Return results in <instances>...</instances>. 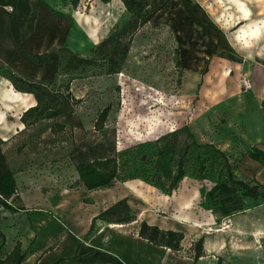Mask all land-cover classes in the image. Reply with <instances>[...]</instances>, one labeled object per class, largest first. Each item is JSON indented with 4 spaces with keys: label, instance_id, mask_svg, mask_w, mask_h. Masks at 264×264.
Masks as SVG:
<instances>
[{
    "label": "rangeland",
    "instance_id": "obj_1",
    "mask_svg": "<svg viewBox=\"0 0 264 264\" xmlns=\"http://www.w3.org/2000/svg\"><path fill=\"white\" fill-rule=\"evenodd\" d=\"M191 3L199 7L171 0L133 36L117 69L97 61L73 70L64 51L55 52L45 64L30 59L14 62L12 68L18 75L69 93V100L77 101L62 116L27 127L16 115L7 120L12 132L2 153L17 188L13 196L0 193V198L20 210L10 213L0 206L3 250L19 241L27 255L37 251L32 264L55 249L64 258L72 257V228L83 226V212L102 206L95 203L100 198L97 193L85 199L86 194L69 190L76 161L148 144L145 149L158 160V175L164 183L185 145L192 142L220 149L232 163L242 158L252 137L246 132L250 130L247 122L264 116V88L260 84L264 76L253 82L251 75H246L252 85L245 90L233 70L248 60L264 66V0ZM70 16H58L61 35L72 28V52L92 58L90 48L119 28L129 14L118 0H79ZM105 107H109L108 115L97 130L99 114ZM159 137L157 145L164 155L158 159L159 149L153 143ZM204 150L198 147L187 154V174L182 180L194 187L200 185L202 194L213 190L215 195L224 185L223 175L217 177L222 160L209 157ZM196 152L205 159L203 179L194 171ZM246 172L240 163L233 174L238 179L256 180ZM181 195L182 190H176L174 202ZM205 196L202 205L208 206L212 196ZM163 211L158 214L179 218L172 208ZM182 222L189 228L206 227L201 220ZM224 224L231 225V218L206 228L211 232L221 226L219 260L226 264H264V223L226 228Z\"/></svg>",
    "mask_w": 264,
    "mask_h": 264
},
{
    "label": "crops",
    "instance_id": "obj_2",
    "mask_svg": "<svg viewBox=\"0 0 264 264\" xmlns=\"http://www.w3.org/2000/svg\"><path fill=\"white\" fill-rule=\"evenodd\" d=\"M62 14L72 16L69 0H0V139L3 142L12 132V126L7 123L8 118L16 115L19 119L35 103L31 94L16 91L8 79L9 72L17 74L12 68L14 62L26 59L22 51L38 55L56 51L61 47L72 51V28L61 35V21L58 16ZM237 66L233 74L239 76V82L248 74L253 82H256L254 78L264 76V66L252 64L249 60L238 63ZM260 84L264 88V78ZM247 124L250 130L246 132L252 136L248 149L257 147L264 151V116L259 115V118L251 119ZM3 144L0 145V193L9 197L13 196L17 187L2 153ZM241 163L242 168L247 171L246 174L264 186V166L247 155L241 158ZM165 187V184L156 187L139 179H132L116 181L91 191L72 190L86 194L85 199L93 195L91 193H97L100 198L95 203H101L102 206L94 211L83 212V226L80 229L72 228V262L64 260L59 264H226L219 260L222 250L219 233L221 224L211 232L206 230L207 224L221 222L227 216L231 218L232 224H224V228L238 226L239 223H264V198H241L237 191L227 185L221 186L219 193L215 191V195L213 190L202 194L200 185H187L183 180L171 194L164 192ZM176 190H182V195L180 200L178 198L174 202L173 193ZM205 195L212 196L208 206L202 205ZM123 198L127 199L136 220L124 224L101 223L94 233L85 236L92 218ZM164 208L176 210L179 218L169 219L158 214L164 212ZM142 220L162 230L182 232L184 238L181 241V250L174 252L139 237V222ZM200 220L206 227L189 228L182 222ZM201 237L203 255L194 261L193 245ZM13 246L14 244L6 250L10 251ZM36 253L37 251H30L29 255L26 254L22 264H32ZM59 258L64 257L55 249L43 254L34 264H53Z\"/></svg>",
    "mask_w": 264,
    "mask_h": 264
},
{
    "label": "trees",
    "instance_id": "obj_3",
    "mask_svg": "<svg viewBox=\"0 0 264 264\" xmlns=\"http://www.w3.org/2000/svg\"><path fill=\"white\" fill-rule=\"evenodd\" d=\"M72 7H77L79 0H69ZM124 10L129 14V17L119 28H114L105 37H103L97 44L90 48V52L94 54L92 58H87L72 52L65 47L44 53L41 55L32 54L30 52H23V56L32 63L45 64L52 60L55 52L64 51L68 54L67 65L73 70L79 67L95 65L97 61L106 62L111 69H117L119 59L122 58L129 49V45L133 36L164 7L168 5L171 0H120ZM189 6H197L192 4L191 0H184ZM8 79L12 83L13 88L22 93L31 94L34 98V105L28 107L20 116L19 120L27 127L40 120L55 119L62 116L65 110L72 107V102L77 101L73 98L69 100V93L65 94L58 90H52L48 84H44L39 80H30L25 77L9 72ZM109 112V107H105L99 114L98 124L95 129L99 130L102 123L105 121ZM62 125V124H58ZM163 137V136H161ZM156 139L153 145H157ZM4 143L0 139V145ZM148 144H140L128 150L121 151L117 154L93 158L87 161H76L73 164L74 178L71 189L69 190H84L91 191L97 188L106 187L113 182H124L132 179H139L152 186H162L165 184L164 192L171 194L175 190L187 172L184 167L185 158L189 152L196 151V148H205L204 153L209 152V157L214 159H221L222 164L218 170L217 177L223 175L224 185L232 187L237 191L241 198L259 199L264 198V187L256 180L248 181L238 179L234 176V172L238 169L241 163V158L230 162V158L218 148L212 145L198 146L194 142L186 144L183 151L179 155L177 161L172 166V174L163 183L158 175V160H153L150 151L145 147ZM195 146V147H194ZM159 155L161 158L164 155L163 148L157 145ZM206 149H210L206 150ZM247 155L250 159L258 162L264 166V151L251 147L245 151L241 156ZM197 167L195 172L199 179L204 178L205 159L199 158L200 155L196 152ZM209 167V165H208ZM224 172L222 173V171ZM0 206L3 210L10 213H16L20 208L14 207L9 204L5 199L0 198ZM136 220V215L127 203V199L123 198L118 200L98 215L94 216L88 232L85 236L94 233L101 223H115L124 224ZM138 235L145 239L148 243L156 246L165 247L174 252L181 250V241L184 236L182 232L174 230H162L155 225H149L145 221L139 222ZM203 238H199L193 245L194 253L193 259L196 261L203 255L202 250ZM4 242L0 245V264H22L25 256L26 249H23L19 241H15L14 246L10 251L3 250ZM66 259L59 258L53 264H59Z\"/></svg>",
    "mask_w": 264,
    "mask_h": 264
},
{
    "label": "built area",
    "instance_id": "obj_4",
    "mask_svg": "<svg viewBox=\"0 0 264 264\" xmlns=\"http://www.w3.org/2000/svg\"><path fill=\"white\" fill-rule=\"evenodd\" d=\"M11 10V8H9ZM240 85L242 88L247 89L250 87V81L246 77L240 79Z\"/></svg>",
    "mask_w": 264,
    "mask_h": 264
},
{
    "label": "bare ground",
    "instance_id": "obj_5",
    "mask_svg": "<svg viewBox=\"0 0 264 264\" xmlns=\"http://www.w3.org/2000/svg\"><path fill=\"white\" fill-rule=\"evenodd\" d=\"M242 19H244V18H242ZM242 32V31H241ZM246 45V44H245ZM248 45V44H247ZM196 223V222H195ZM27 260H29V258H27Z\"/></svg>",
    "mask_w": 264,
    "mask_h": 264
}]
</instances>
